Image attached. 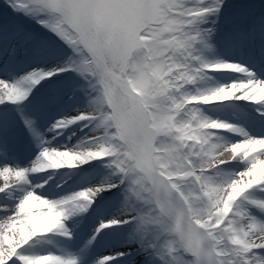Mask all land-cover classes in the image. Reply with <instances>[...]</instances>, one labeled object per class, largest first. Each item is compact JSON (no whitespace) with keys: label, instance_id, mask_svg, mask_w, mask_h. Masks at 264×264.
<instances>
[{"label":"snow or ice","instance_id":"1","mask_svg":"<svg viewBox=\"0 0 264 264\" xmlns=\"http://www.w3.org/2000/svg\"><path fill=\"white\" fill-rule=\"evenodd\" d=\"M4 4L46 35L0 21V264H264V17Z\"/></svg>","mask_w":264,"mask_h":264},{"label":"rangeland","instance_id":"2","mask_svg":"<svg viewBox=\"0 0 264 264\" xmlns=\"http://www.w3.org/2000/svg\"><path fill=\"white\" fill-rule=\"evenodd\" d=\"M1 6L2 12H0V21L5 23L20 22L38 35H46L38 25L30 23L25 18L13 14L11 9L4 4V0H0V9ZM241 11H248V16L237 17V14H240ZM222 13L219 21L222 26L225 25L226 22H230V19L234 18L248 20L249 18H253L255 13L264 15V0H225V7L222 9Z\"/></svg>","mask_w":264,"mask_h":264},{"label":"bare ground","instance_id":"3","mask_svg":"<svg viewBox=\"0 0 264 264\" xmlns=\"http://www.w3.org/2000/svg\"><path fill=\"white\" fill-rule=\"evenodd\" d=\"M248 14H249L248 11H241L240 14H237V17H240V16L247 17ZM262 17H264V16H262L260 13H255L254 17L253 18H249L248 20L252 21V22H255V21H258ZM232 20L233 19H230V21H232ZM46 127H47L46 121L45 120H41L40 121L39 131L43 132ZM9 139H10V142L11 141L16 142V143L19 142V143H21L23 145L30 146L32 148V152H33V155H34L35 149H34V145H33V142H32V138H31L30 134L26 130H24L22 127L21 128H17V129H13V131L9 134ZM17 150H20V149H17ZM26 160H27V158H23V159H20V160L17 159V162L18 163H25Z\"/></svg>","mask_w":264,"mask_h":264},{"label":"trees","instance_id":"4","mask_svg":"<svg viewBox=\"0 0 264 264\" xmlns=\"http://www.w3.org/2000/svg\"><path fill=\"white\" fill-rule=\"evenodd\" d=\"M0 12H2V6H1V9H0Z\"/></svg>","mask_w":264,"mask_h":264}]
</instances>
